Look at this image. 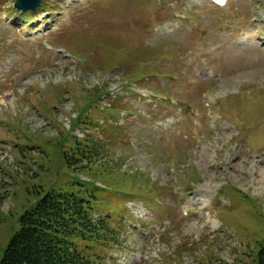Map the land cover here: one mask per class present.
Listing matches in <instances>:
<instances>
[{
  "label": "rangeland",
  "instance_id": "rangeland-1",
  "mask_svg": "<svg viewBox=\"0 0 264 264\" xmlns=\"http://www.w3.org/2000/svg\"><path fill=\"white\" fill-rule=\"evenodd\" d=\"M3 2L0 152L10 153L0 161V259L44 193L87 188L96 211L126 210L114 249L101 246L111 264H252L264 247V30L257 48L236 33L253 30L258 12L264 24L263 0H232L223 15L192 0H43L37 19L16 17V30L3 17L13 1ZM163 22L168 33L155 32ZM36 27L39 36L25 33ZM44 43L57 49L43 52ZM105 57L107 71L96 66ZM151 91L168 100L139 97ZM108 92L132 112L120 116L130 136L110 142L107 157L85 149L75 174L65 155L75 152L78 121L67 127L76 109L93 107L90 96ZM104 98L94 107L111 108ZM88 119L73 135L105 143L119 116L92 109Z\"/></svg>",
  "mask_w": 264,
  "mask_h": 264
},
{
  "label": "trees",
  "instance_id": "trees-1",
  "mask_svg": "<svg viewBox=\"0 0 264 264\" xmlns=\"http://www.w3.org/2000/svg\"><path fill=\"white\" fill-rule=\"evenodd\" d=\"M108 58L97 59V68L107 71L109 68L103 63ZM89 102L96 103L94 95ZM238 129L243 133L246 125L241 123ZM106 148V144L92 138L76 140L71 160L87 159L85 149L96 157L107 152ZM65 159L69 167L71 163L66 155ZM81 192L50 190L44 193L20 219L19 230L8 242L0 264H107L101 246L112 247L117 242L115 232L106 219L97 222L91 219L95 195L87 189ZM230 194L235 200L239 197L252 200L236 190ZM261 249L262 255L252 264H264V248Z\"/></svg>",
  "mask_w": 264,
  "mask_h": 264
},
{
  "label": "water",
  "instance_id": "water-1",
  "mask_svg": "<svg viewBox=\"0 0 264 264\" xmlns=\"http://www.w3.org/2000/svg\"><path fill=\"white\" fill-rule=\"evenodd\" d=\"M40 0H15L14 6L21 10H31L39 5Z\"/></svg>",
  "mask_w": 264,
  "mask_h": 264
},
{
  "label": "bare ground",
  "instance_id": "bare-ground-1",
  "mask_svg": "<svg viewBox=\"0 0 264 264\" xmlns=\"http://www.w3.org/2000/svg\"><path fill=\"white\" fill-rule=\"evenodd\" d=\"M256 38H257V36L252 35V36H250L249 38H247L246 40L251 41V40H254V39H256Z\"/></svg>",
  "mask_w": 264,
  "mask_h": 264
}]
</instances>
